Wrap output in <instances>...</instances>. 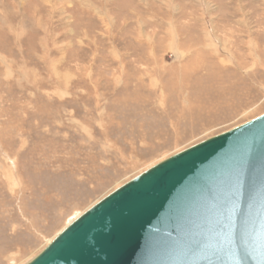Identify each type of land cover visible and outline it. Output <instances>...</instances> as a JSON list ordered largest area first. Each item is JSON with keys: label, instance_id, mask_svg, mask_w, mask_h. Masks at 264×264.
<instances>
[{"label": "rangeland", "instance_id": "obj_1", "mask_svg": "<svg viewBox=\"0 0 264 264\" xmlns=\"http://www.w3.org/2000/svg\"><path fill=\"white\" fill-rule=\"evenodd\" d=\"M264 113V0H0V264Z\"/></svg>", "mask_w": 264, "mask_h": 264}, {"label": "water", "instance_id": "obj_2", "mask_svg": "<svg viewBox=\"0 0 264 264\" xmlns=\"http://www.w3.org/2000/svg\"><path fill=\"white\" fill-rule=\"evenodd\" d=\"M25 264H264V113L124 182Z\"/></svg>", "mask_w": 264, "mask_h": 264}]
</instances>
